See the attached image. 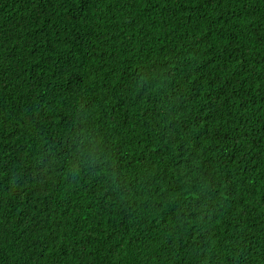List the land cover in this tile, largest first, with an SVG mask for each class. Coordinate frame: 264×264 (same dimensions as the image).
Masks as SVG:
<instances>
[{
  "label": "trees",
  "instance_id": "16d2710c",
  "mask_svg": "<svg viewBox=\"0 0 264 264\" xmlns=\"http://www.w3.org/2000/svg\"><path fill=\"white\" fill-rule=\"evenodd\" d=\"M0 264H264V0H0Z\"/></svg>",
  "mask_w": 264,
  "mask_h": 264
}]
</instances>
